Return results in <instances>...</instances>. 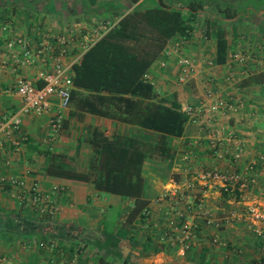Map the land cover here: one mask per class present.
I'll use <instances>...</instances> for the list:
<instances>
[{
    "label": "crops",
    "instance_id": "crops-1",
    "mask_svg": "<svg viewBox=\"0 0 264 264\" xmlns=\"http://www.w3.org/2000/svg\"><path fill=\"white\" fill-rule=\"evenodd\" d=\"M193 1L201 6L185 18L180 47H170L179 38L180 32H175L144 77L167 104H195L209 89L220 101L214 115L186 120L179 135L72 110L69 105L53 133L47 132L46 113L24 115L20 134L25 138L17 146L1 140L0 176L36 180L45 190L53 184L62 187L55 194L57 212L45 216L21 205L9 185L0 181V255L6 258L0 264H264V232L256 231L264 224L245 213L247 203L264 207V0ZM136 2L0 0V118L20 104L13 90L15 77L23 75L38 84L35 72L43 65L40 60L16 61V46L8 47L7 40L22 36L35 42L65 35L67 61L82 53L81 44L99 21L111 26ZM218 37L225 40L222 61L215 60ZM181 55L195 64L185 80L177 82ZM94 128L114 141L121 153L143 152L138 175L146 203L140 214L128 216L133 196L96 186L111 178L102 163L96 165L100 148L93 141ZM212 131L223 138L233 133L240 142V156L232 157L229 142L219 155H212L207 145ZM250 160H255L254 167L247 170ZM229 166L254 176L240 199L197 177L203 168ZM186 181H193L194 189L184 188ZM174 187L192 195V207L184 208L180 200L169 208L170 196L160 194ZM188 216L195 224L196 240L182 250L171 236L175 232L168 236L164 231L170 233ZM39 240L44 245H37Z\"/></svg>",
    "mask_w": 264,
    "mask_h": 264
},
{
    "label": "trees",
    "instance_id": "trees-1",
    "mask_svg": "<svg viewBox=\"0 0 264 264\" xmlns=\"http://www.w3.org/2000/svg\"><path fill=\"white\" fill-rule=\"evenodd\" d=\"M182 3L175 6L164 0H138L119 15L71 64L70 109L179 135L186 114L179 105L167 104L158 96L143 73L167 39L175 32L185 30V18L191 17L201 6L193 0ZM224 47V38L218 37L216 61L223 60ZM94 131L93 141L100 148L96 165L102 163L105 175L111 178L109 183L96 186L133 196L135 200L128 216L140 214L146 203L140 194L141 177L138 175L143 152L135 148V151L121 153L114 147L117 145L114 141L95 128ZM122 178L130 181L122 183Z\"/></svg>",
    "mask_w": 264,
    "mask_h": 264
},
{
    "label": "built area",
    "instance_id": "built-area-1",
    "mask_svg": "<svg viewBox=\"0 0 264 264\" xmlns=\"http://www.w3.org/2000/svg\"><path fill=\"white\" fill-rule=\"evenodd\" d=\"M109 21H99L95 27L89 32L88 40L81 44L83 51L93 40H95L110 25ZM71 28L69 29L70 32ZM186 31L180 32L179 38L174 40L170 45L171 49H178L184 40ZM65 35H56L48 38H41L35 42L27 40L25 37L17 36L6 41V45L10 48L16 46L15 60L20 63H32L40 60L42 66L35 72L34 79L40 83H34L32 79L17 75L13 83V90L20 98V104L9 115L0 118V145L2 138L10 140L17 146L21 139L25 137L20 134V124L22 117L26 114H47L46 128L48 133L55 132L62 124L65 116V110L69 105V92L72 87L71 83V64L78 59L73 56L72 59L64 60L67 53L65 45L69 42ZM241 59V56H235ZM180 66V72L177 75V82L185 80L186 76L194 68V60L187 56L181 55L177 58ZM145 76V73H143ZM220 101L215 98L209 89L202 93V98L195 104L182 103L179 108L186 114L187 119L196 122L201 115L206 113L208 116L214 115L218 109ZM229 142L231 146L230 154L233 158H237L241 153V146L238 138L231 132L223 137L218 131H212L207 139V145L212 155H219L220 150L225 143ZM255 160L248 161L246 168L252 170ZM198 179L203 182L216 186L221 192H224L233 199H240L242 190L247 184L254 181V176L249 174L243 175L233 166L227 169H217L215 167H206L199 171ZM1 182H6L10 187V194L18 200V202L30 208L33 212L43 214L45 216H53L57 212L58 205L55 200V194L62 186L51 185L48 189L39 186L36 180H27L23 176L18 175H2ZM193 181H186L184 188L194 189ZM166 194L170 196L171 202L169 208H172L176 201H182L184 208L192 207L193 197L188 191L174 187L171 191H165L160 194L164 197ZM145 211V210H144ZM245 213L250 220L259 221L264 224V207L257 203L245 204ZM175 232V234H171ZM262 234L261 229L256 230ZM173 236L180 245L182 250L189 249L195 242V224L191 218L182 217L178 227L172 226L170 233L164 231V235ZM52 244V242H50ZM37 245H44L43 240H39ZM6 258L0 255V262Z\"/></svg>",
    "mask_w": 264,
    "mask_h": 264
},
{
    "label": "rangeland",
    "instance_id": "rangeland-1",
    "mask_svg": "<svg viewBox=\"0 0 264 264\" xmlns=\"http://www.w3.org/2000/svg\"><path fill=\"white\" fill-rule=\"evenodd\" d=\"M164 1L168 4H174V3H182L183 0H164ZM33 115H35V114H33ZM39 115H41V114H39Z\"/></svg>",
    "mask_w": 264,
    "mask_h": 264
}]
</instances>
